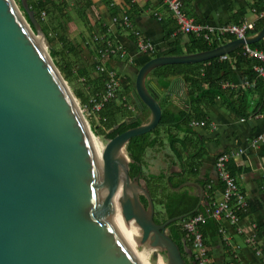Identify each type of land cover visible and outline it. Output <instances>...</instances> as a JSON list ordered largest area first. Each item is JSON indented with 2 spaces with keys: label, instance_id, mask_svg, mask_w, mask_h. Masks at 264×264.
Returning a JSON list of instances; mask_svg holds the SVG:
<instances>
[{
  "label": "water",
  "instance_id": "95a60500",
  "mask_svg": "<svg viewBox=\"0 0 264 264\" xmlns=\"http://www.w3.org/2000/svg\"><path fill=\"white\" fill-rule=\"evenodd\" d=\"M18 1L0 0V264H154L141 246L155 258L161 253L167 264H186L167 227L187 216L157 225L147 184L129 174L127 145L162 120L147 79L161 67L201 64L257 44L264 28L210 52L145 64L136 92L150 116L107 139L101 157L27 0ZM175 169L170 172H182ZM186 185L197 189L200 208L205 190ZM132 223L141 231L140 244L126 226Z\"/></svg>",
  "mask_w": 264,
  "mask_h": 264
},
{
  "label": "trees",
  "instance_id": "16d2710c",
  "mask_svg": "<svg viewBox=\"0 0 264 264\" xmlns=\"http://www.w3.org/2000/svg\"><path fill=\"white\" fill-rule=\"evenodd\" d=\"M185 1L182 0L183 4ZM27 3L40 25L41 33L48 45L49 55L63 80L68 86L72 87L76 100L82 105L87 104L92 96L103 91L105 81V75L97 72L99 65L97 52L104 46L103 40L116 42L107 36L106 28H102L101 25L97 24L95 26L90 25L86 14L92 8L90 0H27ZM125 5L129 6V11L133 9L129 2ZM256 6L259 7V5ZM20 10L23 12L21 7ZM71 11H73L72 17L70 16ZM129 11L126 12L127 15ZM42 13L45 14L43 20L41 19ZM108 13L112 20L119 15V11L113 7L108 8ZM25 18L29 23L26 16ZM129 18L132 20L131 17ZM53 20H56L57 23L55 24ZM76 21L81 23L84 31L79 32L77 36L79 41H75V43L70 38L69 34L71 32L68 30V25L70 23L74 25ZM244 21L243 17V19L234 22V25H242ZM31 28L33 29L32 26ZM263 28L264 19L257 20L254 31L250 33V36L257 34ZM76 30L75 27L73 31ZM95 36L105 37L102 42L95 43L92 42ZM172 37H174L173 33L167 35L168 39ZM174 40L175 47L181 46V50H175L170 57H183L210 52L236 41L233 36L221 37L210 33L186 37L178 33ZM250 49L264 52V39L250 46ZM84 52L90 55L92 63L88 64L84 61L82 57ZM159 57V55H155L148 57V60L151 61ZM226 57V61L219 58L201 64L165 66L153 71L151 76L158 81L183 79L192 109L190 113H181L178 116L166 110L163 111L161 124L158 128L151 133L132 139L126 147V153L133 162L129 165L130 178L134 180L140 177V181L147 184L155 206V223L165 225L173 219L186 216V219H188L196 215H204L207 220L201 226L200 231L204 236L206 245L208 237L219 233L220 224L209 216L215 203V191L212 188L209 189L199 179V167L202 159L206 156V152H204V149L197 151V147L192 144V139L195 136L191 124L193 122H204L206 115L203 110L212 106L219 99L224 102L231 115L238 119H249L257 115L259 107H255V105L249 107L247 100L253 94L251 88L258 89L259 86L263 85V82L258 80L254 72V68L259 63L256 59L245 56L244 47L235 50ZM108 62H105L104 65L106 66ZM92 85H96L97 89L92 90ZM225 86L228 87L224 88ZM77 88L82 92V95L76 91ZM133 91H135L134 87L125 86L122 91L120 90L116 100L108 104L98 115V122H92L93 131L97 136L113 139L131 129L138 128L144 123L143 120H136L131 123L127 121L133 118L128 112L127 103V97ZM141 103L143 104L142 101ZM117 127L116 132L109 135V132ZM183 135L184 138L181 139ZM166 146L170 149L175 160L171 168L177 167L182 170V173H188V178L195 180L205 190V199L200 208H198L200 204L199 194L193 195L190 190L174 192L175 185L165 174L159 176L146 175L148 152L160 151ZM141 202L147 207V202L143 197ZM186 219L168 225L167 231L179 247L186 264H195L191 256V244L182 231V224Z\"/></svg>",
  "mask_w": 264,
  "mask_h": 264
},
{
  "label": "crops",
  "instance_id": "0c3cea01",
  "mask_svg": "<svg viewBox=\"0 0 264 264\" xmlns=\"http://www.w3.org/2000/svg\"><path fill=\"white\" fill-rule=\"evenodd\" d=\"M260 1L186 0L183 5L187 15L197 24L217 28L234 25V22L243 17L244 22L255 21L256 17L252 14V9L257 7ZM90 2L92 8L86 12L90 25L97 24L106 28L107 36L122 45L128 56L134 60L133 64H128L111 59L106 65L108 69L116 72L121 82V91L125 86L134 87L136 91L138 72L149 61V56L139 54L133 40L114 26L109 17V7L119 11L117 18L125 15L131 17L132 20L128 18L133 28L155 47L156 55L170 57L175 50H181V46L175 47L174 37L178 35L177 25L160 0H90ZM127 2L133 6L131 11L129 6L125 5ZM171 33L174 37L168 39L167 35ZM147 87L160 102L163 111L166 110L175 116L190 113L192 105L183 79L158 81L150 75L147 79ZM95 89L97 86L92 85V90ZM76 91L82 95L79 88ZM135 91L127 97L128 112L133 116L127 121L146 122L150 112L141 103ZM251 91L253 94L247 101L249 107L252 105L259 107L257 115L249 119H238L231 115L224 102L219 99L203 110L206 115L204 121L206 127L193 129L195 138L192 139V144L197 147V151L204 149L206 152L199 167V179L209 189L212 188L215 191V203L221 201L223 195V185L215 170L216 159L231 151L245 152L243 156L230 163L229 170L246 197L248 212L235 227L227 222H220L219 233L206 239L210 251V264H262L246 240L255 234L252 226L257 225L258 246L264 252V191L262 190L264 144L253 148V143L264 134V83L258 89L251 88ZM182 138L184 135L181 136ZM174 162L175 160L172 159L171 163ZM175 170L178 171L179 168Z\"/></svg>",
  "mask_w": 264,
  "mask_h": 264
},
{
  "label": "built area",
  "instance_id": "2783aa9c",
  "mask_svg": "<svg viewBox=\"0 0 264 264\" xmlns=\"http://www.w3.org/2000/svg\"><path fill=\"white\" fill-rule=\"evenodd\" d=\"M160 1L173 17L178 28V33L184 36L210 33L221 37L233 36L236 40H246V38L250 37V33L254 31L256 21L264 19V0L260 1L259 7L257 6L252 9V14L256 17L255 21H246L242 25H230L217 28L197 24L185 12L182 0ZM41 19H45L44 13L41 14ZM112 22L114 26L132 38L134 46L139 54L149 57L156 55L155 47L150 42L146 41L140 32L133 28L132 22L128 17L122 16L120 18L113 19ZM104 37L105 36H95L92 42H102ZM103 44L104 46L97 52V61L99 62L97 72L105 75L103 91L92 96L85 105H82L77 101L80 113L85 120L95 123L98 122V115L108 104L116 100L121 90V82L117 78L116 72L109 70L104 63L110 61L111 59L124 61L128 64L134 63V60L128 56L125 48L119 43H113L105 39L103 40ZM244 52L245 56L258 61L259 64L254 68V72L258 80L264 83V52L251 50L248 45L244 46ZM226 60V56L222 57V61ZM227 87L228 86H225L224 88ZM191 127L193 129L205 128L206 123L193 122ZM261 144H264V134L260 135L253 143V148H257ZM244 153L245 152L243 150H237L222 154L216 159L215 163V170L218 179L223 185V195L221 201L213 204L212 211L209 213V216L218 223L224 221L232 227H235L240 223L242 216L248 212L249 208L246 197L237 186L229 170L230 163L243 156ZM262 190L264 191V180ZM206 220V216L196 215L186 219L182 224V231L186 234L192 247L191 256L193 257L195 264H210V251L205 244L204 236L200 231L201 226L205 224ZM252 227L255 234L248 238L246 242L251 248H253L256 256L261 260V263L264 264V252L258 246V237L256 235L258 226L253 225Z\"/></svg>",
  "mask_w": 264,
  "mask_h": 264
},
{
  "label": "rangeland",
  "instance_id": "374dc122",
  "mask_svg": "<svg viewBox=\"0 0 264 264\" xmlns=\"http://www.w3.org/2000/svg\"><path fill=\"white\" fill-rule=\"evenodd\" d=\"M15 2L19 6V1L15 0ZM70 13L69 14L72 17L73 16V11H71ZM53 21H54L55 24L57 23L56 20H53ZM75 27H76L77 30L73 31ZM68 30L71 32L69 35H70V38L72 40H74V42L75 41H77V42L79 41L77 36H78L79 32L81 33V32L84 31L81 23H79L78 21L74 22V25L70 23L68 25ZM45 47H46V51L48 52L49 49H48L47 43H45ZM82 57H83V59H84V61L86 63H88V64L92 63V59H91L90 55L87 52H84L82 54ZM67 86H68V84H67ZM68 88H69L70 92L72 93V96L74 97L72 87L68 86ZM87 124H89V126L91 127V130H92L93 134L95 135V137L98 138L102 142V144L104 146H106L105 138L104 137H99V136H97L94 133L93 128H92V121L87 120ZM172 159L174 160V157H173L170 149L168 148V146H166L163 150H160V151L148 152V154H147V167L145 168L146 175H149V174L160 175V174L168 173V170H170V166L172 164L171 163ZM134 227L138 228L135 224H134ZM138 232H139V238L137 239V241L140 244V240H141V231H140V229H138ZM141 247L144 249V251L147 254H150V258H151V260H152V262L154 264H159V259L160 258L162 259V261L165 264H167V260L165 259V257L161 253L157 252V257L155 258L154 255H155L156 252L154 250H152L148 246H141Z\"/></svg>",
  "mask_w": 264,
  "mask_h": 264
},
{
  "label": "flooded vegetation",
  "instance_id": "af4514ba",
  "mask_svg": "<svg viewBox=\"0 0 264 264\" xmlns=\"http://www.w3.org/2000/svg\"><path fill=\"white\" fill-rule=\"evenodd\" d=\"M105 140H107V139L105 138ZM170 171H171V167H170V170H168V173H164V174L167 177H169L170 180L173 182V184L175 185L174 189H178V188H180L186 184H190V183L198 184L195 180L188 178V173H185V172L184 173H182V172L181 173H174V172H170ZM170 188H172V187H170ZM187 190H190L193 195L198 194L197 189L195 187H192L189 185L184 186L180 191H174V192H182V191H187Z\"/></svg>",
  "mask_w": 264,
  "mask_h": 264
},
{
  "label": "bare ground",
  "instance_id": "6f19581e",
  "mask_svg": "<svg viewBox=\"0 0 264 264\" xmlns=\"http://www.w3.org/2000/svg\"><path fill=\"white\" fill-rule=\"evenodd\" d=\"M39 42H41L40 40H39ZM94 142H95V144H96V146H97V148H98V151H99V154L101 155V157L103 156V152H104V148H105V146L102 144V142L98 139V138H96V137H94ZM116 202V201H115ZM116 204H117V207H118V210H119V213H120V215H121V209H120V206H119V204L116 202ZM121 218H122V221L125 223V221H124V219H123V217H122V215H121ZM126 225V224H125ZM127 226V228L130 230V232L133 234V236L135 237V239L137 240L138 238H139V232H138V229L139 228H135L134 227V223H132V224H130L129 226L128 225H126ZM147 254V253H146ZM148 256H149V258H150V254H147ZM151 259V258H150ZM159 264H165L163 261H162V259L160 258L159 259Z\"/></svg>",
  "mask_w": 264,
  "mask_h": 264
}]
</instances>
